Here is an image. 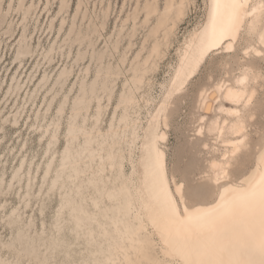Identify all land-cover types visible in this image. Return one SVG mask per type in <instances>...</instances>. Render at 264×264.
<instances>
[{
    "label": "snow or ice",
    "instance_id": "1",
    "mask_svg": "<svg viewBox=\"0 0 264 264\" xmlns=\"http://www.w3.org/2000/svg\"><path fill=\"white\" fill-rule=\"evenodd\" d=\"M30 8L4 25L18 57ZM76 8L44 110L0 118V142L27 132L0 156V264H264V0Z\"/></svg>",
    "mask_w": 264,
    "mask_h": 264
},
{
    "label": "rangeland",
    "instance_id": "2",
    "mask_svg": "<svg viewBox=\"0 0 264 264\" xmlns=\"http://www.w3.org/2000/svg\"><path fill=\"white\" fill-rule=\"evenodd\" d=\"M18 1L19 0H3L2 2V5L3 3L11 2L14 7L11 14L8 16L7 21L0 25V118H3L5 114H7V116L15 122L17 115H19L24 123H28L29 121L26 117H31L32 121H34L36 117L33 115V113L39 114L42 110H44L42 106L46 103V97L51 92V90H53V86L55 88L54 84H56V81L53 79V76L58 71H61L62 66L64 68L69 67V57H71L72 55L73 47L70 53L68 49L67 55L64 54L63 50L60 47V45L63 44L61 37H65L66 34H68L67 32L58 33V28L60 26L61 20L60 18H58L59 20L57 19L54 29H50V21L57 13L59 9V3L55 2V0H51L52 4H49L46 7L47 0H26V6H29L32 1H34L37 6L33 7L29 19L32 37H34L37 47L32 48L31 53L28 56L23 57L25 58V60L23 58H18L20 60V63H16V61L18 60L16 57V49L19 42V37L17 36V38L14 40L12 36H7L4 25L5 23H7L8 29L13 30L12 25L16 24V28L13 31L14 35L16 32L20 31L19 25L16 22L23 18V11L17 10L16 6H18ZM85 1H88V6L91 10H93L94 6L96 5L97 14H101L103 6L107 7L109 0ZM110 1L112 3L111 7L114 17L120 15L121 13H123L124 17H126V15L134 9L137 2V0H126L127 8L124 7L122 10L124 0ZM140 1L142 3V0ZM77 2L78 0H71L69 12L65 13L68 21V29L72 22L73 15L76 11ZM118 7L120 11H117ZM2 11L7 10L2 9ZM79 19L80 21H82L81 16H79ZM190 25L191 21L183 26V31H188ZM112 27H115V20H113L112 22ZM5 36H7L6 40L3 39V37ZM144 40L145 38L142 34L138 35L136 40L132 42L133 45L130 49H128V45L126 44L124 45V48L129 50V52L133 54L134 57V54L141 49ZM52 44H55V48L61 49L59 60L57 61L56 59H53V63H47V59H43V54L46 53L45 47L47 46L48 48H50ZM74 45L75 43L73 44V46ZM37 51L39 52L38 55L36 54ZM75 51L77 54H79L78 46H76ZM146 52L147 45L142 53H145L146 55ZM121 54L122 53H120V55ZM175 59H177L175 51L169 50V62H172ZM54 64L55 66H53ZM44 73L47 74V78H50H48V83L45 84L46 87H41L42 85H44V82H42V78L45 75ZM38 84L40 85L38 86ZM48 85H52V88L48 89V91L50 90L49 92H46L45 89L48 88ZM11 86H13L14 88H12ZM48 104L49 107H51V101H48ZM143 115L144 119L146 120L147 114L144 113ZM0 122H2V120H0ZM8 128L9 132L6 142H0V156H3L5 153H7V155L11 157L18 146H23L21 144V140L27 138V132L23 127L17 129L15 123L8 125ZM16 155L18 156L19 153H16Z\"/></svg>",
    "mask_w": 264,
    "mask_h": 264
},
{
    "label": "bare ground",
    "instance_id": "3",
    "mask_svg": "<svg viewBox=\"0 0 264 264\" xmlns=\"http://www.w3.org/2000/svg\"><path fill=\"white\" fill-rule=\"evenodd\" d=\"M70 1L71 0H68V3H69V5H71V3H70ZM2 2H3V0H0V5H2ZM26 0H19L18 1V6H19V10L18 11H23V13L25 12V11H27L28 9H29V6H31V8H30V12L32 11V9H33V7H37L36 6V3L34 2V1H32V3L29 5V6H26ZM55 2H57V3H59V9H58V11H57V13L54 15V17L51 19V21H50V29L51 30H53L54 29V27H55V24H56V21H57V19L58 18H60V19H63L66 23L64 24V27L65 28H67L68 27V21H67V17L65 16V13H68L69 12V8L70 7H67V8H65L64 10H63V12L61 13V7H60V5L61 4H64L65 3V0H55ZM104 2V1H103ZM124 2H125V0H124ZM127 2V1H126ZM164 2L165 3H167L168 2V0H164ZM11 3V2H10ZM81 3H84V5H85V9H84V12H81V14H80V16H81V20L83 21V19H84V15L85 14H87L88 16H89V19H91V17L93 16V15H99V14H97V8H96V5L94 6V9L93 10H91V9H89V6H88V1H85V0H78V2H77V5L78 4H81ZM49 4H52V2H51V0H47V5H46V7L49 5ZM112 3H111V1L109 0L108 1V5H111ZM137 4H141V1L140 0H137V2H136V6H137ZM107 5V6H108ZM136 6L134 7V9L131 11V12H135V10H136ZM45 7V8H46ZM107 7L106 6H103V8H102V12L106 9ZM123 8H124V3H123V6H122V10H123ZM35 10V9H34ZM50 10V9H49ZM48 10V11H49ZM0 11H2V9L0 8ZM128 15V14H127ZM127 15H126V17L125 18H127ZM76 17H77V8H76V11H75V13H74V15H73V18H72V22L76 19ZM59 20V19H58ZM4 22H6L4 19H0V25H2ZM72 22H71V24H70V26H69V30H71V28H72ZM11 23V22H10ZM13 26V25H12ZM58 33H64V32H62L61 31V26H59V28H58ZM66 33V32H65ZM67 36H69V33L68 34H66V36L65 37H67ZM75 43V41H72V42H70L69 43V45H68V49H69V53H70V51H71V49H72V47H73V44ZM133 45V44H132ZM60 47H61V49L63 50V44H61L60 45ZM50 48H55V44H52L51 46H50ZM146 48V44H145V40H144V42H143V45H142V47H141V49L137 52V53H141V52H143V50ZM60 49V50H61ZM129 49V48H128ZM129 51V50H128ZM31 53V52H30ZM29 52H26L25 54H22L21 56H16L17 57V59L18 58H23V57H26V56H28L29 54H30ZM33 53V52H32ZM45 53V52H44ZM44 55V60L45 59H47V63L48 62H52V60L53 59H55V58H50V56H49V54L48 53H45V54H43ZM121 55H123V53L121 54ZM134 58V57H133ZM24 60H25V58H23ZM53 63V62H52ZM51 63V64H52ZM46 72V71H45ZM45 74V73H44ZM47 74H45L44 76H43V78H42V82H44V85H42L41 87H43V86H45V84H47L48 82V78H50V77H48L47 78V76H46ZM55 82V81H54ZM56 83V82H55ZM13 84V83H12ZM17 84V83H16ZM19 84V83H18ZM15 85V84H14ZM40 84H38V86H39ZM55 85V84H54ZM18 86V85H17ZM12 88H14L13 86H11ZM21 87V86H20ZM46 87V86H45ZM52 89H54V86H53V88ZM15 90V89H14ZM18 90H19V88H18ZM21 90V89H20ZM50 91V90H49ZM48 91V92H49ZM52 91V90H51ZM14 92V91H13ZM15 93V92H14ZM16 93H18V92H16ZM146 119H147V117H146Z\"/></svg>",
    "mask_w": 264,
    "mask_h": 264
}]
</instances>
